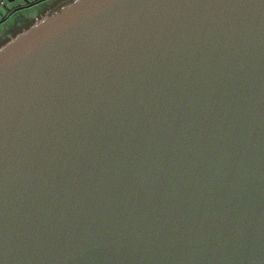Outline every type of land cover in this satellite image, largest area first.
<instances>
[{
	"label": "water",
	"instance_id": "1",
	"mask_svg": "<svg viewBox=\"0 0 264 264\" xmlns=\"http://www.w3.org/2000/svg\"><path fill=\"white\" fill-rule=\"evenodd\" d=\"M0 264H264V0H81L1 48Z\"/></svg>",
	"mask_w": 264,
	"mask_h": 264
},
{
	"label": "rangeland",
	"instance_id": "2",
	"mask_svg": "<svg viewBox=\"0 0 264 264\" xmlns=\"http://www.w3.org/2000/svg\"><path fill=\"white\" fill-rule=\"evenodd\" d=\"M6 0L0 4V18L6 23L0 22V49L10 41L29 32L36 24L42 21H51L53 16L61 14L81 0ZM10 15V16H9ZM9 16V17H8Z\"/></svg>",
	"mask_w": 264,
	"mask_h": 264
},
{
	"label": "crops",
	"instance_id": "3",
	"mask_svg": "<svg viewBox=\"0 0 264 264\" xmlns=\"http://www.w3.org/2000/svg\"><path fill=\"white\" fill-rule=\"evenodd\" d=\"M9 16H10V15H9ZM9 16H8V17H9ZM1 17H2V18H0V22L2 21L3 18H5V17H4V14H1ZM3 22H5V20H3L1 23H3Z\"/></svg>",
	"mask_w": 264,
	"mask_h": 264
},
{
	"label": "built area",
	"instance_id": "4",
	"mask_svg": "<svg viewBox=\"0 0 264 264\" xmlns=\"http://www.w3.org/2000/svg\"><path fill=\"white\" fill-rule=\"evenodd\" d=\"M4 1H5V4H6V0H0V4L4 3ZM11 1L14 3V0H11Z\"/></svg>",
	"mask_w": 264,
	"mask_h": 264
},
{
	"label": "flooded vegetation",
	"instance_id": "5",
	"mask_svg": "<svg viewBox=\"0 0 264 264\" xmlns=\"http://www.w3.org/2000/svg\"><path fill=\"white\" fill-rule=\"evenodd\" d=\"M14 2H17L16 0H14ZM14 5H15V3H14ZM4 23H6V20H5V22Z\"/></svg>",
	"mask_w": 264,
	"mask_h": 264
},
{
	"label": "bare ground",
	"instance_id": "6",
	"mask_svg": "<svg viewBox=\"0 0 264 264\" xmlns=\"http://www.w3.org/2000/svg\"><path fill=\"white\" fill-rule=\"evenodd\" d=\"M34 40H36V39H34Z\"/></svg>",
	"mask_w": 264,
	"mask_h": 264
}]
</instances>
